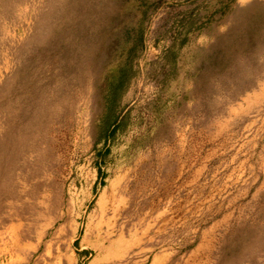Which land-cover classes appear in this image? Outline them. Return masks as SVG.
<instances>
[{"label":"rangeland","instance_id":"374dc122","mask_svg":"<svg viewBox=\"0 0 264 264\" xmlns=\"http://www.w3.org/2000/svg\"><path fill=\"white\" fill-rule=\"evenodd\" d=\"M0 264H264V0H0Z\"/></svg>","mask_w":264,"mask_h":264},{"label":"trees","instance_id":"16d2710c","mask_svg":"<svg viewBox=\"0 0 264 264\" xmlns=\"http://www.w3.org/2000/svg\"><path fill=\"white\" fill-rule=\"evenodd\" d=\"M122 82V78L119 77L116 81H115V84L113 85V89L116 87L117 84L121 83Z\"/></svg>","mask_w":264,"mask_h":264}]
</instances>
